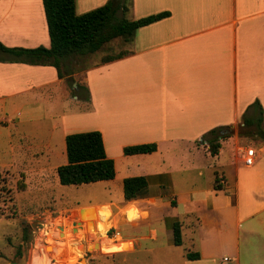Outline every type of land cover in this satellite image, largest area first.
<instances>
[{"label":"crops","instance_id":"1","mask_svg":"<svg viewBox=\"0 0 264 264\" xmlns=\"http://www.w3.org/2000/svg\"><path fill=\"white\" fill-rule=\"evenodd\" d=\"M106 2L75 0L76 14ZM125 3L118 16L128 20L168 16L137 29L118 59L83 70L74 64L62 79L50 66L0 62V125L20 123V110H39L50 87L71 93L58 118L69 127L62 124V131L74 133L76 125L98 131L114 162L115 177L107 182L121 186L118 201L91 205H108L116 219L111 228L126 249L110 255L115 264H264V145L255 136L264 132V0ZM0 43L49 47L41 0H0ZM255 102L262 121L246 127V117L258 116ZM212 141L219 143L213 157ZM146 144L156 151L122 153ZM106 147L121 150L108 155ZM249 148L251 167L244 165ZM128 177L146 178L150 196L124 201ZM175 223L180 246L173 244ZM187 252L198 260H188Z\"/></svg>","mask_w":264,"mask_h":264},{"label":"rangeland","instance_id":"2","mask_svg":"<svg viewBox=\"0 0 264 264\" xmlns=\"http://www.w3.org/2000/svg\"><path fill=\"white\" fill-rule=\"evenodd\" d=\"M122 45V40H117L90 57L77 59L74 67L89 68L115 56ZM46 91L39 110H20V123L0 125V264H51V260L53 264H115L110 255L126 249L119 245L121 239L111 228L116 219L108 205H91L118 201L120 183H59L56 169L65 164L66 157L63 123L58 118L66 111L65 102L71 100V93L63 96L54 87ZM63 125L68 130V125ZM77 126L76 132L88 130ZM120 150L106 147L108 155ZM21 174L26 189L16 191ZM131 208L136 209L134 205ZM194 223L190 219L189 226ZM110 229L113 232L109 235Z\"/></svg>","mask_w":264,"mask_h":264},{"label":"trees","instance_id":"3","mask_svg":"<svg viewBox=\"0 0 264 264\" xmlns=\"http://www.w3.org/2000/svg\"><path fill=\"white\" fill-rule=\"evenodd\" d=\"M127 0H107L105 4L82 14H76L75 0H41L49 47L33 49L8 48L0 43V62L23 63L31 66H50L59 79L65 78L76 70L73 66L77 59L90 57L109 44L122 40L129 42L134 32L168 16L158 13L136 20L119 17L124 13ZM115 55L102 59V62L120 58ZM253 107L258 116L243 120L246 127L262 121V111L257 102ZM252 134V133H251ZM256 138L264 145V132L258 129ZM65 164L56 169L58 181L62 186H79L111 181L115 177L114 162L108 158L101 134L98 131L68 133L64 137ZM219 148L218 141L208 143L209 154L213 157ZM156 151L155 144L126 146L122 149L125 156L150 154ZM21 174L15 184L16 191H24L26 185ZM214 189H220L219 180L215 179ZM124 201H132L150 196L147 180L144 177H128L122 180ZM171 205L175 202L171 200ZM112 229L108 231L110 235ZM174 246L181 245L180 225L172 227ZM188 260H198L197 253H186Z\"/></svg>","mask_w":264,"mask_h":264},{"label":"built area","instance_id":"4","mask_svg":"<svg viewBox=\"0 0 264 264\" xmlns=\"http://www.w3.org/2000/svg\"><path fill=\"white\" fill-rule=\"evenodd\" d=\"M254 156H255L254 148L247 149L244 157V165H246L247 167H251L254 163Z\"/></svg>","mask_w":264,"mask_h":264},{"label":"water","instance_id":"5","mask_svg":"<svg viewBox=\"0 0 264 264\" xmlns=\"http://www.w3.org/2000/svg\"><path fill=\"white\" fill-rule=\"evenodd\" d=\"M83 210V209H82ZM80 217H83L84 218V216H83V213H80ZM76 223H73V225H75ZM95 247H96V245H94Z\"/></svg>","mask_w":264,"mask_h":264},{"label":"bare ground","instance_id":"6","mask_svg":"<svg viewBox=\"0 0 264 264\" xmlns=\"http://www.w3.org/2000/svg\"><path fill=\"white\" fill-rule=\"evenodd\" d=\"M40 252V251H39ZM54 262L51 260V264H53Z\"/></svg>","mask_w":264,"mask_h":264}]
</instances>
